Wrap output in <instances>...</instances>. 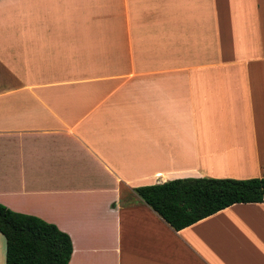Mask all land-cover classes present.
Returning a JSON list of instances; mask_svg holds the SVG:
<instances>
[{"label": "crops", "instance_id": "0c3cea01", "mask_svg": "<svg viewBox=\"0 0 264 264\" xmlns=\"http://www.w3.org/2000/svg\"><path fill=\"white\" fill-rule=\"evenodd\" d=\"M263 167L264 0H0V203L68 264H264V202L176 231L135 192Z\"/></svg>", "mask_w": 264, "mask_h": 264}, {"label": "trees", "instance_id": "16d2710c", "mask_svg": "<svg viewBox=\"0 0 264 264\" xmlns=\"http://www.w3.org/2000/svg\"><path fill=\"white\" fill-rule=\"evenodd\" d=\"M140 199L179 231L238 203L264 202L260 178H182L135 189ZM0 234L5 264H68L72 243L67 233L36 216L0 203Z\"/></svg>", "mask_w": 264, "mask_h": 264}]
</instances>
